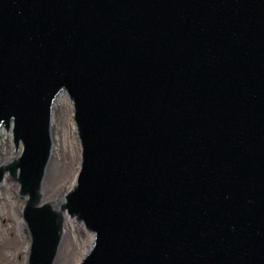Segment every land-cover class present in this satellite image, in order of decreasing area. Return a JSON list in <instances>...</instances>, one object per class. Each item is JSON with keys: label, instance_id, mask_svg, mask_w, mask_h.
Returning <instances> with one entry per match:
<instances>
[{"label": "water", "instance_id": "1", "mask_svg": "<svg viewBox=\"0 0 264 264\" xmlns=\"http://www.w3.org/2000/svg\"><path fill=\"white\" fill-rule=\"evenodd\" d=\"M65 92L81 162L60 206L79 264H264V0H0V167L27 196L28 264L64 219L39 205Z\"/></svg>", "mask_w": 264, "mask_h": 264}, {"label": "rangeland", "instance_id": "2", "mask_svg": "<svg viewBox=\"0 0 264 264\" xmlns=\"http://www.w3.org/2000/svg\"><path fill=\"white\" fill-rule=\"evenodd\" d=\"M67 97L71 101L68 95ZM69 107L72 110L73 121L72 101ZM69 107L66 105V116L69 115ZM63 131L66 142L63 143L60 152H56L54 155L52 163L57 165L55 173L51 179L45 180L41 186L40 201L42 202L55 203L63 198L69 187L72 188L74 185L79 170L81 145L78 136L76 138L77 131L76 134L73 133L67 119H64ZM7 142L9 144V150L11 149V151L10 155L4 158L3 163H9L12 160V154L18 150L13 143L12 137L10 140L7 139ZM66 146L71 148L67 151ZM7 179L11 185L6 191L8 203L1 207L0 264H28L31 234L23 219L26 199L24 202L23 197L25 196L20 194L19 186L9 173H7ZM24 223L25 226H23ZM23 227L24 230H22ZM71 230H74V233H71ZM20 231L25 234L19 236ZM89 232L76 220L64 224V231L61 236L59 251L54 264H79L93 242V234L90 232L92 234L91 236Z\"/></svg>", "mask_w": 264, "mask_h": 264}, {"label": "bare ground", "instance_id": "3", "mask_svg": "<svg viewBox=\"0 0 264 264\" xmlns=\"http://www.w3.org/2000/svg\"><path fill=\"white\" fill-rule=\"evenodd\" d=\"M71 106V101L68 99L67 94L65 92H61L56 100L53 103L52 106V111H51V124H50V135H51V141H52V149H51V154H50V158L48 161V164L46 166L45 169V174H44V178L42 181V185L43 182L47 179H51L53 174L55 173V170L57 168V165H55L53 162V158L56 152H60V150L62 149L63 143L66 142V138L64 136V131H63V123H64V119H67L70 128L73 130V133L76 134V129H75V125L74 122L72 121V110L69 107V104ZM66 105H68L69 107V115L66 116L65 114V108ZM77 138V135H76ZM7 139L10 140L11 139V130L5 131L4 129H0V167H4L7 163H3L4 158H6L8 155H10V151L9 150V144L7 142ZM67 151L71 148L66 146ZM21 151V147L19 146V149L16 150L15 153L12 154V160H14ZM10 182L7 179V172H5V175L3 176L2 180L0 181V218H1V207L2 205H6L8 203V200L6 199V191L7 189L10 187ZM72 188L69 187V189L67 190L66 193H68ZM65 193V195H66ZM64 195V196H65ZM24 198V202L25 199L27 201V196L23 197ZM64 197L61 198L60 200H58L57 202H39V205H43V204H49L53 207V209H55L64 219V224H66L67 222H74V220L78 221L76 217H70L64 209H62L60 206L64 203ZM80 224H82L80 222ZM83 225V224H82ZM23 226H25V223L23 224ZM22 230H24V227L22 228ZM21 230V231H22ZM20 231V232H21ZM64 231V228H63ZM62 231V233H63ZM71 233H74V230H71ZM90 233V232H89ZM24 235L25 233L21 232L19 233V236ZM27 234V233H26ZM91 234V233H90ZM92 236V234H91Z\"/></svg>", "mask_w": 264, "mask_h": 264}]
</instances>
